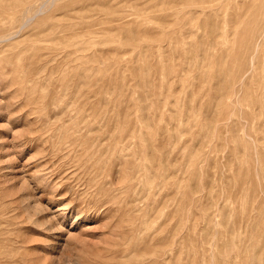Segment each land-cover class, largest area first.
I'll list each match as a JSON object with an SVG mask.
<instances>
[{
  "label": "rangeland",
  "instance_id": "obj_1",
  "mask_svg": "<svg viewBox=\"0 0 264 264\" xmlns=\"http://www.w3.org/2000/svg\"><path fill=\"white\" fill-rule=\"evenodd\" d=\"M0 264H264V0H0Z\"/></svg>",
  "mask_w": 264,
  "mask_h": 264
},
{
  "label": "bare ground",
  "instance_id": "obj_2",
  "mask_svg": "<svg viewBox=\"0 0 264 264\" xmlns=\"http://www.w3.org/2000/svg\"><path fill=\"white\" fill-rule=\"evenodd\" d=\"M49 1H50V0H49ZM45 3H46V2H45ZM51 3H52V2H51ZM51 3H50V4H51ZM40 7H41V6H40ZM40 7H39V8H40ZM42 7H43V5H42ZM42 7H41V9H42ZM44 9H45V8H44ZM39 11H40V10H39ZM38 13H41V12H38ZM36 14H37V13H36ZM28 18H30V17H28ZM28 18H27V19H28ZM29 20H32V19H29ZM29 20H28V21H29ZM26 23H27V22H26ZM7 40H8V39H7ZM9 40H10V39H9ZM2 42H3V41H2ZM256 48H257V47H256ZM256 51H257V49H256ZM255 55H256V52H255ZM250 60H251V62H252V59H250ZM251 64H252V63H251ZM153 148H154V147H153ZM154 165H155V164H154ZM139 177H140V175H139V173L137 172V174L134 176V179H137V178H139Z\"/></svg>",
  "mask_w": 264,
  "mask_h": 264
}]
</instances>
